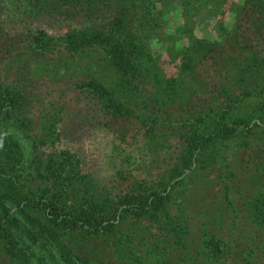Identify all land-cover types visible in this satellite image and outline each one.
Wrapping results in <instances>:
<instances>
[{"label": "trees", "instance_id": "trees-1", "mask_svg": "<svg viewBox=\"0 0 264 264\" xmlns=\"http://www.w3.org/2000/svg\"><path fill=\"white\" fill-rule=\"evenodd\" d=\"M7 3L18 5L27 16H42L46 22L15 38L6 31L0 13V264H210L223 255L232 264H264V147L252 151L241 172L228 170L236 182L228 180L217 192H197L198 212L200 206L208 210L201 223L204 237L200 242L190 240L185 226L178 228L163 219L155 221L156 232H151L153 224L149 228L140 224L138 229L136 218L165 210L170 189L186 179L176 178L167 189L150 184L146 193L145 186L135 181L124 194L112 195L82 173L79 157L70 149L40 152L37 144L53 147L58 139L53 124L46 122V133L40 137L30 131L33 79L20 78L19 58L14 70L20 80L7 82L6 72L12 71L13 64L5 62L10 56L11 62L14 56L21 57L20 44L39 63L53 59L55 65L61 64L55 66L57 72L68 71L70 59L86 62L92 53H99L97 59L114 68L129 85L157 76L153 82L156 93L171 96L164 102L179 101L183 108L194 84L186 83L182 75H191L196 67L211 61L225 70L226 77L255 84L259 90L253 91L264 93V0H0L1 11ZM171 7L179 9L186 29L223 11L231 24L222 26L216 40L193 39L179 76L170 86L162 82L158 68L152 71L149 44ZM63 25L65 30L59 31ZM50 27L56 29L54 33ZM77 61L72 63L78 67ZM75 84L98 93L110 108L106 88L97 79ZM114 112L124 113L117 108ZM255 119L261 116H256L254 108L219 115L198 134L181 165L190 172L207 169L213 173L218 163L226 161L225 144L242 139L237 156L239 146L249 144L246 139L259 126ZM30 146H34V157L29 155ZM216 180L204 184L212 186Z\"/></svg>", "mask_w": 264, "mask_h": 264}, {"label": "rangeland", "instance_id": "rangeland-1", "mask_svg": "<svg viewBox=\"0 0 264 264\" xmlns=\"http://www.w3.org/2000/svg\"><path fill=\"white\" fill-rule=\"evenodd\" d=\"M20 10L15 4L8 5L4 11L0 10L6 31L11 37L18 38L20 33L27 32L30 27L45 25L46 20L42 16H27ZM162 19V27L154 34L149 44L153 55L149 64L152 65L153 72L158 68L164 84H172L179 76V68L184 62L182 58L195 37L216 40L222 33V26L231 24V18L223 11L206 23L204 21L186 29L182 25L181 13L176 7H171L170 11L163 14ZM64 26L59 31H64ZM55 30L50 27V32L54 33ZM23 45L17 47L21 57L14 56L13 62L12 56L5 60L13 64V69L11 72L4 69L2 75L5 77L4 72L8 73L6 79L11 84L23 77L33 79L29 86L32 104L28 128L40 137L46 133L43 129L46 122L49 125L52 123V130L54 129L58 138L53 147L41 143L42 145L37 144V149L42 153L61 148L75 152L79 157L82 173L98 181L101 186L111 191L112 195L124 194L127 186L135 181L145 186L143 192L146 193L150 190L146 191L150 184L151 187L160 184L167 189L176 178H185L182 185L170 189L172 194L168 197L165 210L152 211L137 217L135 226L139 229L138 225L143 224L149 228L153 224L151 232H156L155 221L163 219V222L165 220V223L172 226H185L191 241L203 240L201 223L208 217V210L207 207L200 206L201 212H198L200 208L198 203L194 202L198 196L197 192H217L228 180L235 181L236 178L231 179L228 170L241 172V166L250 161L252 151L264 147V93L253 91L259 90L255 84L246 85V81L238 82L226 77L225 70L220 65L208 61L203 66L196 67L191 75H182L186 83L194 84V90L188 92L185 98H188L189 102L181 108L179 101L171 104L164 102L172 98L171 96L163 95L162 92L156 93L153 82L157 81V76L151 75L145 80H137L134 85H129L114 68L97 59L100 57L99 53H92L86 62L79 58L70 59V65H66L69 70L57 72L55 66L61 64L55 65L56 61L53 59H49V63H39L40 59L36 61V57L31 55L32 51L25 49ZM19 58L22 70L21 77L17 78L14 69ZM73 60H78V67L72 63ZM91 78L97 79L106 88L110 108L105 106L106 102L98 93L85 87H76L77 80L86 82ZM246 86L252 92L251 95H247ZM178 94L176 93L175 97L178 98ZM157 98L159 101H156ZM115 108L123 110L124 113L116 115ZM248 108H254L256 116H261V119L254 120L259 123L257 132L246 139L248 145L239 146V156L236 151L238 144L243 142L242 139L229 141L227 146L225 144L222 152L226 155V161L222 165L218 163L219 170L215 167L212 169L213 173L207 169L190 172L181 165L182 157L192 148L194 140L206 126L212 125L219 115L231 116L233 111L241 112ZM33 150L34 146H30L28 151L32 153H29L31 157L35 156ZM31 157L28 158L29 162L33 159ZM228 163L229 168L226 167ZM40 169L45 174L42 166ZM215 176L219 178L216 180ZM208 180L216 181L212 186H206L204 182ZM138 190L137 192H140L142 188ZM133 193L135 192H130ZM231 193L236 195L237 192ZM13 210H16V207ZM251 232L254 233L252 229ZM210 264H232V261L223 255L220 261L211 260Z\"/></svg>", "mask_w": 264, "mask_h": 264}]
</instances>
